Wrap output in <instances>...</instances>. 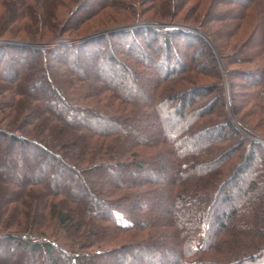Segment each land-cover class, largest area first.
I'll return each instance as SVG.
<instances>
[{
	"label": "trees",
	"instance_id": "obj_1",
	"mask_svg": "<svg viewBox=\"0 0 264 264\" xmlns=\"http://www.w3.org/2000/svg\"><path fill=\"white\" fill-rule=\"evenodd\" d=\"M0 39V264H264V0H0Z\"/></svg>",
	"mask_w": 264,
	"mask_h": 264
},
{
	"label": "rangeland",
	"instance_id": "obj_2",
	"mask_svg": "<svg viewBox=\"0 0 264 264\" xmlns=\"http://www.w3.org/2000/svg\"><path fill=\"white\" fill-rule=\"evenodd\" d=\"M189 12V11H188ZM183 13V12H181ZM108 14L109 13H102L101 15L99 14L97 17H95L94 19H90L87 23H85L82 27H80V31L79 32H75V33H66V34H63V35H58V36H52L51 38L48 37V41L49 42L48 44H46L45 46L48 47V46H52L54 43L56 42H66V43H76L78 42L79 40H82L86 37H89V36H92V35H95V34H92V35H88L86 37H82L80 38L79 40H61L60 36H63V37H67V38H70V39H77L79 35L81 34H86L88 32H90L91 30H95L96 28H99L100 24H102L103 22H105L108 18ZM64 16V14L61 16V18ZM143 17H149V13H144ZM61 20V19H60ZM140 23H143V22H140ZM145 24V23H144ZM162 24V23H160ZM147 25V23H146ZM163 25V24H162ZM185 24H182V25H178V26H184ZM189 25V24H187ZM164 26V25H163ZM15 26H11L10 29H12L14 32L15 29ZM220 32H221V29H219ZM107 32H110V31H107ZM221 34V33H220ZM5 37L6 36H9V35H4ZM23 33L21 34L20 32L17 31L16 34H13V37L10 36V38H12L13 40H16V41H10L11 44H16V43H20L22 42L23 38ZM201 36H203V38L207 41V44L210 46V48L212 49V51L215 53V56H216V50L214 49V46H213V43L210 41V39H208V37H205L204 35L201 34ZM219 37H221V35H219ZM4 38V37H3ZM221 40H223L221 38ZM1 43H9L8 41H5L3 39H0V44ZM45 49V47H43ZM217 62H218V65L221 69V76L223 78V85H224V100H225V108L226 110L229 112V115L231 116L232 119H234L233 117V114H232V111H231V105H232V101H231V94H230V91H229V88H228V75L226 74V70H225V67H224V64L220 61V59L217 57ZM235 90V89H234ZM237 90V89H236ZM251 132V131H250ZM248 134V133H247ZM263 144H264V140L261 141ZM121 215H123L122 213L118 212L117 213V216L121 217ZM46 234L49 235V236H55L58 235L59 237V240H61L63 242L64 239V233L61 229H59L56 225H49L48 226V229L46 230ZM61 242V243H62ZM7 257V251L4 249V248H1L0 249V258H5ZM248 264V263H246Z\"/></svg>",
	"mask_w": 264,
	"mask_h": 264
},
{
	"label": "water",
	"instance_id": "obj_3",
	"mask_svg": "<svg viewBox=\"0 0 264 264\" xmlns=\"http://www.w3.org/2000/svg\"><path fill=\"white\" fill-rule=\"evenodd\" d=\"M172 27L182 28V26H176V25H173ZM94 36H96V35H92V36L86 37L83 40H88V39H90L91 37H94Z\"/></svg>",
	"mask_w": 264,
	"mask_h": 264
}]
</instances>
